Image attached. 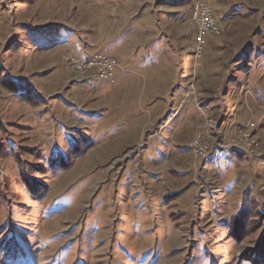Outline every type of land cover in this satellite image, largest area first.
I'll use <instances>...</instances> for the list:
<instances>
[{
    "label": "rangeland",
    "instance_id": "374dc122",
    "mask_svg": "<svg viewBox=\"0 0 264 264\" xmlns=\"http://www.w3.org/2000/svg\"><path fill=\"white\" fill-rule=\"evenodd\" d=\"M194 2L220 29L200 54ZM150 36L194 92L173 117L143 111L163 85L127 90L155 80L127 62ZM95 52L127 76L74 78ZM28 261L264 264V0H0V264Z\"/></svg>",
    "mask_w": 264,
    "mask_h": 264
},
{
    "label": "crops",
    "instance_id": "0c3cea01",
    "mask_svg": "<svg viewBox=\"0 0 264 264\" xmlns=\"http://www.w3.org/2000/svg\"><path fill=\"white\" fill-rule=\"evenodd\" d=\"M139 16H140V14H138V17ZM130 20H132V19L130 18L129 22H130ZM161 22L162 21H159V22L157 21L158 24H160ZM130 32L131 31H129V30L124 32L122 34V37L128 38ZM130 36H131V34H130ZM122 37H121V40H122ZM117 40H119V39H117ZM112 42H114V41H112ZM143 42L144 43L139 42L138 44L135 45V47L134 46L130 47L129 51H130V55H131V60L130 61L128 60L127 62H128V64L129 63L130 64H133V63L138 64L141 68H146V67L153 68V67H155L154 69H156V71H155L156 74H155V76L152 77L155 80H152L151 85H149V81H148L149 79L145 80V83L140 81L142 83L141 85L137 84L136 87L135 86L132 88L128 87L127 90H131L132 92H135L134 98H136V99H143V100L149 99L150 100L152 95H155V93H153V91H152L153 88L158 87L160 85H163L162 90H160V94H158V96H156V98H159V100H156V101L152 102L151 104L145 103L144 104L145 109L143 111H144V114L145 113L147 114V113H149V111H152L155 108H159V111L162 110L163 114H165V113L166 114H172V117H173L176 114V112L174 113V112H172V110L173 111L180 110V107L177 106L178 102H180V100H181V102H180V104H181L188 96H191L194 94V92L191 90L186 91V89H185V87H183V85H178L179 79L176 76L178 66H179V63L177 60L178 58L176 56L178 54L177 45H176V43L175 44L169 43L168 45H166V44L163 45L160 42L156 43L153 36L147 37L146 40H144ZM111 45H112L111 48H114L113 47L114 44H111ZM179 47H182V44ZM130 55H128V57ZM160 58H162L163 60H161ZM158 68H160L161 70L158 71ZM119 69H120V71L123 72V76H127L126 74H128V70L130 71L129 68H124V69L121 68V66L119 64V67L117 68V71L115 73V78L117 77V73H118ZM154 69H152V70H154ZM115 78H114V81H112L113 83L117 82V79H115ZM176 78H177V80H176ZM137 79L138 78L135 77L134 80H137ZM142 81H143V79H142ZM130 83H133V81ZM157 83H159V84H157ZM167 97H170V99L172 100L171 105L173 108L170 111H168L169 108H165V105H164ZM189 100H190V98H189ZM191 106H193V105H191V103L188 104L189 108H191ZM176 107H178V108L176 109ZM146 109H147V111H145ZM167 120H169V119H167ZM227 158L230 159V157H227ZM231 159L233 160L235 158L233 156H231ZM240 172H242V171H240ZM242 173H244V172H242ZM242 173H240V175H243Z\"/></svg>",
    "mask_w": 264,
    "mask_h": 264
},
{
    "label": "built area",
    "instance_id": "2783aa9c",
    "mask_svg": "<svg viewBox=\"0 0 264 264\" xmlns=\"http://www.w3.org/2000/svg\"><path fill=\"white\" fill-rule=\"evenodd\" d=\"M190 25L195 29L196 41L195 48L197 52L200 54L204 49L203 46L206 43L208 36H218L220 35V29L217 23V19L214 17L213 9L211 5L207 3L194 2L189 12ZM65 66L69 68L74 73V78L82 79L87 78L90 79L92 76H96L98 79L103 81H114L115 73L119 64L111 55L103 54L95 52L91 56H87L85 58L76 59L74 57H65L64 59ZM254 125L250 124L245 126V130L241 129L239 132L243 134V137L249 140L247 150L249 153L253 152V147L257 146V142L252 137V132H250L249 128H252ZM193 142L192 148L199 154V156L210 153L208 150L207 143H204V138L201 139V135ZM258 147V146H257ZM208 150V151H207Z\"/></svg>",
    "mask_w": 264,
    "mask_h": 264
},
{
    "label": "trees",
    "instance_id": "16d2710c",
    "mask_svg": "<svg viewBox=\"0 0 264 264\" xmlns=\"http://www.w3.org/2000/svg\"><path fill=\"white\" fill-rule=\"evenodd\" d=\"M28 263H32L31 261H28V262H17V263H15V264H28Z\"/></svg>",
    "mask_w": 264,
    "mask_h": 264
}]
</instances>
